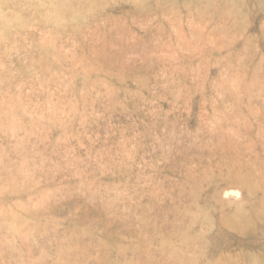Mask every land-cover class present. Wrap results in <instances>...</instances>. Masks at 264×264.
<instances>
[{
    "label": "rangeland",
    "instance_id": "rangeland-1",
    "mask_svg": "<svg viewBox=\"0 0 264 264\" xmlns=\"http://www.w3.org/2000/svg\"><path fill=\"white\" fill-rule=\"evenodd\" d=\"M0 264H264V0H0Z\"/></svg>",
    "mask_w": 264,
    "mask_h": 264
}]
</instances>
